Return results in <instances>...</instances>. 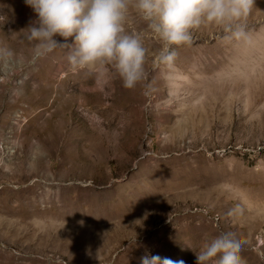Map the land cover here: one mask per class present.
<instances>
[{
	"label": "rangeland",
	"instance_id": "rangeland-1",
	"mask_svg": "<svg viewBox=\"0 0 264 264\" xmlns=\"http://www.w3.org/2000/svg\"><path fill=\"white\" fill-rule=\"evenodd\" d=\"M35 19L0 0V47L14 52L0 61V264H195L221 232L264 264V48L202 25L157 64L161 42L130 10L146 77L126 89L114 71L99 83L69 67L67 48L35 57L23 38ZM243 23L264 33V0Z\"/></svg>",
	"mask_w": 264,
	"mask_h": 264
},
{
	"label": "clouds",
	"instance_id": "clouds-1",
	"mask_svg": "<svg viewBox=\"0 0 264 264\" xmlns=\"http://www.w3.org/2000/svg\"><path fill=\"white\" fill-rule=\"evenodd\" d=\"M36 19L24 30L35 57L57 48L69 49L73 69L92 70L99 83H106L110 70L122 86L134 89L146 77V48L140 34L126 32L130 10L161 42L156 63L171 66L175 47L190 45L192 30L202 25L222 29L223 39L233 47L264 48V33H253L243 21L255 0H24ZM56 37L63 38V42ZM69 38L71 43H68ZM14 56L11 48L0 47V61ZM246 241L233 232L205 236L193 251L195 264H246L241 253ZM140 264H184L159 255H144Z\"/></svg>",
	"mask_w": 264,
	"mask_h": 264
},
{
	"label": "bare ground",
	"instance_id": "bare-ground-1",
	"mask_svg": "<svg viewBox=\"0 0 264 264\" xmlns=\"http://www.w3.org/2000/svg\"><path fill=\"white\" fill-rule=\"evenodd\" d=\"M65 58L67 59V57H65ZM66 59H63V60H62V62L60 63L61 65H59L60 67H61L63 64H66V63H67V60H66ZM67 65H68V64H67ZM69 67H71V66H69ZM67 77H68V76H67ZM65 79H67V78H65ZM62 81H64V80H62ZM62 81H61V82H62ZM61 82H60V84H63V83H61ZM65 83H66V80H65ZM58 85H59V84H58ZM57 87H58V86H57ZM60 87H61V86H60ZM62 89H63V86H62Z\"/></svg>",
	"mask_w": 264,
	"mask_h": 264
}]
</instances>
